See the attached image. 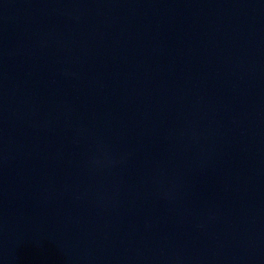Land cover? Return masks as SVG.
Here are the masks:
<instances>
[{
	"label": "water",
	"instance_id": "water-1",
	"mask_svg": "<svg viewBox=\"0 0 264 264\" xmlns=\"http://www.w3.org/2000/svg\"><path fill=\"white\" fill-rule=\"evenodd\" d=\"M0 264H264V0H0Z\"/></svg>",
	"mask_w": 264,
	"mask_h": 264
}]
</instances>
